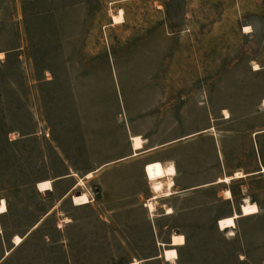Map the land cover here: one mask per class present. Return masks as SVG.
<instances>
[{
  "label": "rangeland",
  "instance_id": "1",
  "mask_svg": "<svg viewBox=\"0 0 264 264\" xmlns=\"http://www.w3.org/2000/svg\"><path fill=\"white\" fill-rule=\"evenodd\" d=\"M262 97L264 0H0V264H264V180L223 231L217 201L154 223L138 168L93 174L165 111Z\"/></svg>",
  "mask_w": 264,
  "mask_h": 264
},
{
  "label": "crops",
  "instance_id": "2",
  "mask_svg": "<svg viewBox=\"0 0 264 264\" xmlns=\"http://www.w3.org/2000/svg\"><path fill=\"white\" fill-rule=\"evenodd\" d=\"M224 112L230 117L226 118ZM158 121L155 130L146 134L129 128V153L93 174L106 169L111 177L128 167L138 168L146 188L141 196L143 207L154 223L160 218L212 208L210 201L220 205L216 219L211 221L218 227L222 219L238 215L237 222L260 213L259 210L255 215L242 216L247 203L259 208L248 189L251 182L264 180V97L254 113L242 118L235 119L230 110L219 113L203 105H189L179 111L163 112ZM164 132L167 138L160 140L159 135ZM134 138L141 139L139 147ZM156 165L163 174L151 179L148 169ZM227 178L229 182L225 181ZM155 184L161 185L159 191Z\"/></svg>",
  "mask_w": 264,
  "mask_h": 264
},
{
  "label": "bare ground",
  "instance_id": "3",
  "mask_svg": "<svg viewBox=\"0 0 264 264\" xmlns=\"http://www.w3.org/2000/svg\"><path fill=\"white\" fill-rule=\"evenodd\" d=\"M116 20L118 22L120 20V18H118ZM134 142H135V146L136 147H139L141 145V139L140 138H134ZM171 171L173 172L174 170L172 169ZM148 173H149V176H150L151 179H155L154 177H159V176H161L163 174L162 168L159 165H156V166H153V167L149 168L148 169ZM171 174H173V173H171ZM87 176H88V178L91 177L90 174L87 175ZM229 180L230 179L227 178L225 181L229 182ZM38 188H39V190L41 192H44V191H49L53 187H52V183L50 181H45V182L40 183ZM154 188H155V190L159 191V189L161 188V185L155 184ZM73 202H74L75 205H79V206L87 205V204L90 203V199H89L87 194H82L81 196H79V195L75 196L73 198ZM152 204H150V208L154 209ZM6 209H7L6 203H5V201H2V204L0 205V214L6 212ZM256 213H258L257 205L251 204V203H247V204H245L243 206L242 216H249L250 214L251 215H253V214L255 215ZM239 217L240 216L235 215L234 217L232 216L230 218L222 219L219 222V229H221L223 231L227 230V229H231V228L233 229V227H235V221ZM16 241L19 243L22 240H21V238L17 237ZM172 243H173L172 245L175 246V247L182 246L185 243V239H184L183 236H180V237L175 236ZM164 257H165V259L167 261H172V260L177 258V251L175 249L165 250L164 251ZM133 264H138V263H133Z\"/></svg>",
  "mask_w": 264,
  "mask_h": 264
},
{
  "label": "water",
  "instance_id": "4",
  "mask_svg": "<svg viewBox=\"0 0 264 264\" xmlns=\"http://www.w3.org/2000/svg\"><path fill=\"white\" fill-rule=\"evenodd\" d=\"M77 195V194H76Z\"/></svg>",
  "mask_w": 264,
  "mask_h": 264
}]
</instances>
